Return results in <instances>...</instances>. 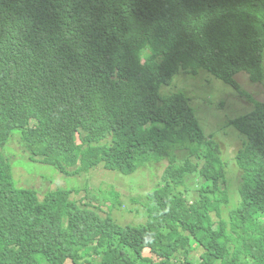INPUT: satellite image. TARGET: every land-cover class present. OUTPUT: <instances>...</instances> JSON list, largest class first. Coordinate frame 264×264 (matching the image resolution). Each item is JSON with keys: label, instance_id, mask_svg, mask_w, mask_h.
Instances as JSON below:
<instances>
[{"label": "trees", "instance_id": "16d2710c", "mask_svg": "<svg viewBox=\"0 0 264 264\" xmlns=\"http://www.w3.org/2000/svg\"><path fill=\"white\" fill-rule=\"evenodd\" d=\"M263 64L264 0H0V148L20 132L31 161L65 176L134 181L167 163L134 200L145 222L121 225L77 189L17 188L0 153V264H264V100L226 123L242 145L224 219L217 143L184 93L161 94L200 72L237 91L240 74L263 81ZM199 178L209 184L194 198Z\"/></svg>", "mask_w": 264, "mask_h": 264}, {"label": "rangeland", "instance_id": "374dc122", "mask_svg": "<svg viewBox=\"0 0 264 264\" xmlns=\"http://www.w3.org/2000/svg\"><path fill=\"white\" fill-rule=\"evenodd\" d=\"M236 81L239 84L237 91L203 72L198 75L182 73L173 79L170 87L161 89L163 95L181 92L190 99L193 105L190 106L195 114L198 113L200 121H205L203 130L206 137L217 143L224 162L228 165L226 183L220 184L221 190H226L229 198L228 203L220 200L221 216L224 219H227L229 210L237 207L240 200L238 189L241 173L234 167L233 158L242 145V138L232 135L234 129L226 126V123L251 111L255 102L264 100V79L262 82L252 81L240 74ZM22 148L20 132L17 131L13 132L9 142L0 148V153L10 159L11 173L17 188L31 189L42 196L57 189H77L76 192L73 190L71 195L73 200L90 204L102 217L109 214L121 225H139L145 222L144 210L141 204L134 200L162 182V174L167 165L162 161L154 165L152 171L144 169L146 173L137 172L133 176L134 181L130 179L131 176L107 172L103 168L79 176H65L53 166L31 161ZM186 155L187 152H183L179 156L182 158ZM177 159L181 161L179 157ZM208 184L209 182H201L200 178L187 182L188 187H193V191H190L194 198H197L198 191L205 189ZM98 191L101 197L97 194ZM112 193L118 195V204L113 203ZM212 219H217L214 213ZM200 220L203 221L202 218ZM94 245H88L82 254H91ZM200 253V249L192 252L191 259L197 260ZM66 264L72 263L67 261Z\"/></svg>", "mask_w": 264, "mask_h": 264}]
</instances>
